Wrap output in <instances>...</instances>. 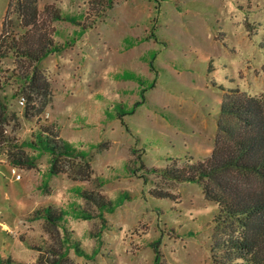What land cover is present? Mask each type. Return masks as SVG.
Returning a JSON list of instances; mask_svg holds the SVG:
<instances>
[{
	"label": "rangeland",
	"instance_id": "1",
	"mask_svg": "<svg viewBox=\"0 0 264 264\" xmlns=\"http://www.w3.org/2000/svg\"><path fill=\"white\" fill-rule=\"evenodd\" d=\"M8 1L0 0V256L209 264L216 203L196 182L152 169L211 153L223 96L254 98L264 115V0H116L103 9L37 0L32 28ZM47 34L50 51L36 64L10 49L12 39L21 51L38 47ZM38 125L56 151L30 144ZM221 181L264 188L254 174L209 182ZM44 209L60 220L37 216Z\"/></svg>",
	"mask_w": 264,
	"mask_h": 264
},
{
	"label": "trees",
	"instance_id": "2",
	"mask_svg": "<svg viewBox=\"0 0 264 264\" xmlns=\"http://www.w3.org/2000/svg\"><path fill=\"white\" fill-rule=\"evenodd\" d=\"M115 1L89 0V3L90 6L97 5L103 9ZM8 8L17 15L24 26L32 28L39 21L41 11L37 0H9ZM43 10L51 11L52 16L55 14L59 16L58 10L52 5H46ZM40 42L38 43L41 44L39 45L42 46L41 48L29 47L21 51L17 41L12 39L10 49L26 55L36 64L49 53L51 38L47 34ZM37 72L38 69L34 68L33 78ZM216 121L214 147L206 158L181 166L173 167L171 164L160 170H152L161 172L163 176L176 182H196L201 186L204 197L216 203V212L211 220L213 234L208 246L209 264H264V188L255 191L222 181L218 188L209 182L218 174L230 171L243 175L254 174L264 183V115L254 98L244 94L234 99L223 96ZM37 127V142L31 140L30 144L33 146L40 144L43 148L56 151L47 133L40 125ZM3 137L0 129V138ZM220 137L230 140L221 143ZM65 152H68L66 148ZM101 207L105 206L101 205ZM46 210L44 209L43 213L37 216L52 222L60 220V216L54 217ZM76 250L79 251L78 247ZM0 264L23 263L13 259L12 256H0Z\"/></svg>",
	"mask_w": 264,
	"mask_h": 264
},
{
	"label": "built area",
	"instance_id": "3",
	"mask_svg": "<svg viewBox=\"0 0 264 264\" xmlns=\"http://www.w3.org/2000/svg\"><path fill=\"white\" fill-rule=\"evenodd\" d=\"M15 171H16V168H13V169H12V173L15 174V177H16V178H20V175H19L18 173H16Z\"/></svg>",
	"mask_w": 264,
	"mask_h": 264
}]
</instances>
